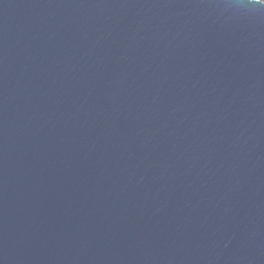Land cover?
<instances>
[{
    "label": "water",
    "instance_id": "water-1",
    "mask_svg": "<svg viewBox=\"0 0 264 264\" xmlns=\"http://www.w3.org/2000/svg\"><path fill=\"white\" fill-rule=\"evenodd\" d=\"M0 264H264V4L0 0Z\"/></svg>",
    "mask_w": 264,
    "mask_h": 264
},
{
    "label": "bare ground",
    "instance_id": "bare-ground-1",
    "mask_svg": "<svg viewBox=\"0 0 264 264\" xmlns=\"http://www.w3.org/2000/svg\"><path fill=\"white\" fill-rule=\"evenodd\" d=\"M249 1L253 2L254 0H249ZM258 1L264 4V0H258Z\"/></svg>",
    "mask_w": 264,
    "mask_h": 264
}]
</instances>
